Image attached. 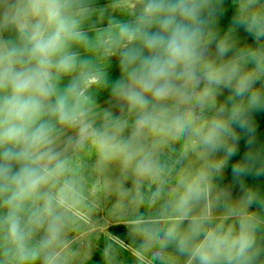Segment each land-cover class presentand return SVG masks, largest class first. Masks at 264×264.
<instances>
[{"label":"clouds","instance_id":"clouds-1","mask_svg":"<svg viewBox=\"0 0 264 264\" xmlns=\"http://www.w3.org/2000/svg\"><path fill=\"white\" fill-rule=\"evenodd\" d=\"M132 19L103 42L119 59L111 93L134 119L94 128L83 85L95 75L71 50L79 42L83 0H15L0 14V264H61V246L82 204V188L58 133L77 129L103 162L119 160L133 179L132 231L154 258L173 245L185 264H264V4L236 0L225 34L222 0H137ZM243 29L251 40L237 48ZM77 75L63 89L59 80ZM227 93L221 101L219 97ZM192 137L203 164L167 192L171 169L149 146ZM230 172L237 189H219ZM155 184L145 197L140 189ZM39 236V239H37ZM150 264V262H149Z\"/></svg>","mask_w":264,"mask_h":264},{"label":"rangeland","instance_id":"rangeland-1","mask_svg":"<svg viewBox=\"0 0 264 264\" xmlns=\"http://www.w3.org/2000/svg\"><path fill=\"white\" fill-rule=\"evenodd\" d=\"M264 4V0H260ZM232 39L237 48L246 46L251 37L243 29L233 33ZM227 93H223L219 100H223ZM125 110H122L114 99L106 105L98 106L89 112V120L94 128H102L106 124L120 120L127 121L129 127L124 135H128L133 121ZM77 129L67 128L57 136L56 150L70 161L72 175L78 180L82 188V204L79 206L73 222L66 230L61 246V264H98L93 262L95 252L101 246V236H107L104 247V264H185L186 257L180 255L173 245L163 250L161 258H154L156 249L146 250L144 241L132 231V222L138 215H149L146 204L138 208L132 203L135 195L133 179L126 173L119 160L101 161L96 147L89 140L83 147L76 146ZM149 146L157 153L161 162L171 169V175L163 182L165 192L176 186L181 175L194 172L204 162L202 154L192 137H180L169 140L167 144H153L152 137ZM219 189L232 190L234 197L240 195L231 174L226 171L222 178L216 180ZM156 185L149 187L146 182L140 191L145 197L155 191ZM257 211L258 208H253ZM125 224L129 227L133 239L131 246L121 255L120 249L114 244L108 229L114 224ZM39 239V236H37ZM2 260V257H0ZM41 264V261H35Z\"/></svg>","mask_w":264,"mask_h":264},{"label":"crops","instance_id":"crops-1","mask_svg":"<svg viewBox=\"0 0 264 264\" xmlns=\"http://www.w3.org/2000/svg\"><path fill=\"white\" fill-rule=\"evenodd\" d=\"M13 3L15 0H0V14H3ZM83 6L85 10L79 24L82 36L79 42L73 43L71 50L77 54L79 60L89 61L96 70L94 77L82 86L84 93L118 62L117 56L107 54L103 42L115 30L117 24L132 19V13L138 11L139 5L137 0H83ZM0 40L5 41L1 31ZM76 75L77 72L64 75L59 80L58 87L63 89ZM114 99L98 106L106 105Z\"/></svg>","mask_w":264,"mask_h":264},{"label":"trees","instance_id":"trees-1","mask_svg":"<svg viewBox=\"0 0 264 264\" xmlns=\"http://www.w3.org/2000/svg\"><path fill=\"white\" fill-rule=\"evenodd\" d=\"M236 12V0H222V16L219 20V30L221 34H225L231 25V19ZM241 30L237 29L236 31ZM235 31V32H236ZM1 34L5 41H16V33L12 30H3ZM119 60L116 65L109 69L101 78L91 85L88 89L84 91V97L86 98L85 106L88 108L89 112L93 111V109L101 105L113 97L111 93V81L119 74L118 68ZM259 118L264 120V112L258 114ZM67 128L61 130L58 135L64 132ZM57 135V136H58ZM259 139L261 142H264V131H260L258 133ZM230 173V172H229ZM250 183L256 185L259 191L264 194V180L260 181H251ZM260 215L264 216V207L258 208L257 210ZM108 233L110 235V239L116 244V246L120 249L121 255L125 253V249L122 245L131 246L133 243V239L130 233V229L125 224H114L109 227ZM101 246L95 252L93 257V262H97L98 264H104L105 251L104 247L105 241H108V237L102 235L101 238ZM259 240L262 244H264V232L259 234Z\"/></svg>","mask_w":264,"mask_h":264}]
</instances>
